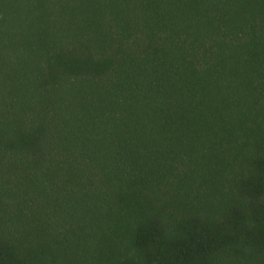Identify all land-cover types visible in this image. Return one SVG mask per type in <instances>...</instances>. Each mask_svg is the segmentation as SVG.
I'll use <instances>...</instances> for the list:
<instances>
[{
  "label": "trees",
  "instance_id": "16d2710c",
  "mask_svg": "<svg viewBox=\"0 0 264 264\" xmlns=\"http://www.w3.org/2000/svg\"><path fill=\"white\" fill-rule=\"evenodd\" d=\"M0 264H264V0H0Z\"/></svg>",
  "mask_w": 264,
  "mask_h": 264
}]
</instances>
